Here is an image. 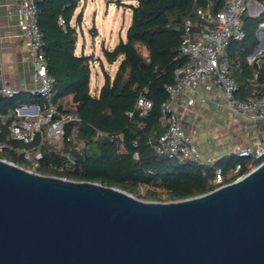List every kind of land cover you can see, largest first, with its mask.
<instances>
[{"label":"trees","instance_id":"16d2710c","mask_svg":"<svg viewBox=\"0 0 264 264\" xmlns=\"http://www.w3.org/2000/svg\"><path fill=\"white\" fill-rule=\"evenodd\" d=\"M130 9V24L125 38L111 48L102 46L108 64L118 61L111 77L102 66L103 82L97 93L90 92L92 55L77 54V26L82 12L75 15L80 0H37V23L42 34L43 52L49 75L54 79L52 102L59 112L73 113L78 121L64 124L57 141H42L40 133L25 143L8 137L15 107L26 102L42 104L36 95L0 98V158L29 169L22 162L21 148H39L40 164L34 172L73 181L95 182L120 188L136 196L140 186L165 190L166 200L173 201L204 194L230 183L248 171L250 158L227 155L211 165L179 162L158 155L152 143L162 134L160 106L166 98L165 86L174 82L173 71L185 60L178 55L185 18L195 19L197 7L211 4L212 12L222 9L224 0H136ZM260 2L261 0H255ZM64 21V29L59 24ZM74 18L75 25H72ZM264 22V10L258 16L243 14L245 37L232 41L226 48L232 66V77L238 85L235 98L264 89V50L257 61L248 57L259 43L257 29ZM256 72V78L252 79ZM256 84V86H254ZM139 93L152 101L146 116L133 111ZM71 96V103L65 101ZM133 111L131 116L128 112ZM78 131L79 151L68 140L72 129ZM97 131L104 134L97 135ZM121 135L124 153L116 150V135ZM264 160V157L259 161ZM236 165L239 169L233 173ZM61 167V169H59ZM222 171L220 183H214L216 169ZM153 193V192H152ZM158 200L156 193L146 196Z\"/></svg>","mask_w":264,"mask_h":264},{"label":"water","instance_id":"95a60500","mask_svg":"<svg viewBox=\"0 0 264 264\" xmlns=\"http://www.w3.org/2000/svg\"><path fill=\"white\" fill-rule=\"evenodd\" d=\"M0 264H264V160L204 194L147 201L0 158Z\"/></svg>","mask_w":264,"mask_h":264},{"label":"built area","instance_id":"2783aa9c","mask_svg":"<svg viewBox=\"0 0 264 264\" xmlns=\"http://www.w3.org/2000/svg\"><path fill=\"white\" fill-rule=\"evenodd\" d=\"M17 8V15L21 28L20 36L26 46L32 65L33 79L38 83L34 89H29L32 96H40L42 104L26 102L14 108L11 115L13 121L9 126L8 137L25 143L31 142L37 133L42 141L58 140L63 132L64 124L69 121H78L76 114L59 112L53 104L54 79L49 75L46 58L43 52L42 34L37 23V9L34 0H12ZM264 9V0L259 2ZM248 10L247 0H224L222 9L212 12L211 4L205 8L197 7L195 19L185 18L182 24V37L178 44V55L185 58L184 62L173 71L174 82L165 86L166 98L160 106L159 123L163 128L162 134L152 143L153 150L161 156L176 159L179 162H190L198 165H211L214 159L204 157L193 143L190 134L182 127L181 117L177 110L179 99L200 87L205 91H220L224 107L233 116H238L249 121L253 126L264 123V89L246 96L243 100L235 98L238 85L232 77V66L226 48L232 41H241L245 37L243 27V14ZM10 13V11H8ZM59 24L64 29V21L59 18ZM262 32V30L260 31ZM263 33V34H262ZM259 37L264 43V31ZM263 49L251 53L248 62L257 61ZM256 78V72L252 79ZM256 86V84L254 85ZM19 94V90L9 86H0V98H12ZM206 99L201 98L204 103ZM215 103L220 105L218 99ZM152 107V101L139 93L133 107L140 116H146ZM128 112V116L133 114ZM98 136L104 133L96 132ZM261 133V132H259ZM258 133V134H259ZM256 135L252 143L235 148L228 155L250 158L247 172L238 176L243 177L255 168L264 157V138ZM78 131L74 128L68 137L73 143V148L80 149L77 140ZM121 135L115 138L116 150L124 153ZM4 144L0 143V150ZM23 158L30 159L35 169L40 164L42 153L39 148L27 150L20 149ZM61 169V167H59ZM236 165L233 173H236ZM222 171L216 169L213 182L220 183Z\"/></svg>","mask_w":264,"mask_h":264},{"label":"rangeland","instance_id":"374dc122","mask_svg":"<svg viewBox=\"0 0 264 264\" xmlns=\"http://www.w3.org/2000/svg\"><path fill=\"white\" fill-rule=\"evenodd\" d=\"M136 2V0H80L75 10V15L80 11L82 12V22L79 27L77 26L75 52L80 54L83 48L85 50L84 54L92 55L93 58L90 63L89 87L91 94L97 93L103 82L102 66L98 61L100 57L103 68L111 77L115 72L118 61L111 65L106 63L102 56L101 48L102 46L111 48L120 38H125L126 28L130 24V9L128 5H135ZM71 23L73 26L75 25L74 18ZM225 112L229 115L227 118L229 122L228 130L223 128L220 131L221 135L216 134L213 137L209 135L212 139H209L205 132H201L193 140L198 152L204 156L214 154V161L227 156L233 146V142L243 144L244 140H248L250 136L249 127H252V124L249 121H245L238 116H231L232 114L228 109H225ZM257 130L261 132L264 138V123L258 122ZM253 133L255 134V130ZM211 144L215 146V149H213L214 147ZM21 162L29 168L28 170H35L30 159L23 158ZM250 168L252 167L249 166L248 169ZM152 192L158 196L156 201H168L166 200L165 190L156 186H140L135 189L136 196H134L142 200L155 201L146 198L147 194H153Z\"/></svg>","mask_w":264,"mask_h":264},{"label":"crops","instance_id":"0c3cea01","mask_svg":"<svg viewBox=\"0 0 264 264\" xmlns=\"http://www.w3.org/2000/svg\"><path fill=\"white\" fill-rule=\"evenodd\" d=\"M247 2L248 10L246 13L252 17L258 16L264 10L255 0H247ZM16 11L14 1L0 0V86L18 89L20 95L32 98L33 96L28 91L36 88L38 83L33 79L32 65L26 46L20 36L21 28ZM257 30L258 37H261V33L264 31V22L260 24ZM261 30L262 32H260ZM84 51L82 48L83 53ZM221 97L220 91H205L198 87L179 99L176 107L181 117L182 127L185 132L191 135L192 140H195V136L201 132H205L210 139L216 134L221 135L220 131L223 128L228 130L227 118L229 115L225 112L226 107H224ZM201 98L206 99V101L201 103ZM215 99H218L220 105L215 103ZM65 101L71 103V96H67ZM249 128V139L244 140L243 144L233 142L229 153L237 147L252 143V139L259 132L256 126L252 125ZM254 130L255 134L253 133ZM211 145L213 146V144ZM213 147L215 149V146ZM204 157L214 159L215 155Z\"/></svg>","mask_w":264,"mask_h":264}]
</instances>
